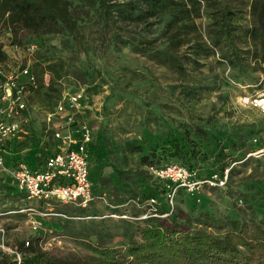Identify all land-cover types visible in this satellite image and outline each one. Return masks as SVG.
I'll return each instance as SVG.
<instances>
[{"label":"rangeland","instance_id":"rangeland-1","mask_svg":"<svg viewBox=\"0 0 264 264\" xmlns=\"http://www.w3.org/2000/svg\"><path fill=\"white\" fill-rule=\"evenodd\" d=\"M176 1L180 4L173 10L174 21L172 15L160 14L146 22L122 23L119 31L124 40H147V46L168 48L177 54L190 55L197 41L210 47L213 52L203 54L197 63L188 62L183 75L130 46L115 44L110 33L101 44L98 25L92 20L84 28L85 46L73 41L65 48L59 35L35 37L25 30L15 35L6 15L0 16V38L9 56L1 67L13 71L28 65L44 82L45 92L50 74L36 64L63 62L61 76L52 88L86 91L92 108L85 112V118L95 132L100 131L102 139L91 165L93 199L87 207L61 204L66 218L22 212L28 201L13 176L0 169V264H31L25 260L33 255L31 245L34 251L54 258L79 260L94 255L89 243L115 247L127 244L129 224H140L152 216L142 191L148 184L155 187L160 180L140 163V154L131 152L128 144L149 149L171 131L188 130L194 137L197 126L206 130L209 138L201 143L202 153L190 160L188 169L201 178L228 170V180L223 188L204 185L194 194L179 189L174 202L179 216L199 227L197 219L221 224L234 218L264 224V114L244 99L264 91V63L258 58L261 41L244 32L255 23L249 14V0ZM226 4L242 10L240 18L234 19L239 29L215 47L208 35L219 25L216 22L212 26L214 17L222 21ZM234 51H240L241 59L222 58L223 52L231 55ZM26 98L30 121L21 122L24 129L33 128V133L25 147L11 156L4 154L8 169L20 159L29 163L43 159L45 148L53 143L50 132H45V116L53 109L54 100L35 96L30 86ZM218 145L224 147L227 158L217 155ZM240 151H246V156L235 160ZM159 197L158 208H162L168 203L167 195L161 193ZM34 220L42 221L40 229L32 228ZM208 230L219 233L216 226Z\"/></svg>","mask_w":264,"mask_h":264},{"label":"trees","instance_id":"trees-1","mask_svg":"<svg viewBox=\"0 0 264 264\" xmlns=\"http://www.w3.org/2000/svg\"><path fill=\"white\" fill-rule=\"evenodd\" d=\"M179 4L176 0H0V16L6 15V21L15 35L19 30L28 31L35 37L59 35L65 48L73 41L85 46L84 28L87 21L92 20L98 25L100 32L98 40L101 44L110 33L115 44L130 46L138 53L183 75L187 72L188 62L197 63L203 54L207 56L213 52L210 47L197 41L191 46L190 55L177 54L168 48L147 46V40L146 42L124 40L119 31L122 29L120 25L122 23L129 25L146 22L160 14H170L174 21L176 15L173 10ZM247 4L250 6L249 14L255 23L251 28L244 29V32L246 36L261 41L258 58L264 63V0H249ZM227 5L222 9V21H218L219 17L214 15L212 26H216V22L219 25L217 24V28L208 35L209 41L215 47H219L222 41L231 39L232 34L239 29L234 19L240 18L242 10H233ZM222 56L231 61L241 59L240 51H234L231 55L223 52ZM8 58L0 38V67ZM36 65L50 74V84L45 88L46 91L42 92L44 82L31 70L36 76L37 85L30 87L33 88L35 96H50L54 100L52 104L54 108L64 92L52 88L55 80L61 76L63 62L39 61ZM208 138V132L197 126L194 128V137L188 130L183 133L171 131L149 149L136 143H129L128 146L131 152L140 154L139 161L146 167H160L170 163L169 161H176L191 168L190 160L199 157L202 153L201 143ZM101 140V133L98 130L90 145L91 165L99 154ZM224 150V147L218 145L217 155L222 159L229 156ZM246 154V151H240L239 155L233 158L242 160ZM114 168L118 171L117 166ZM90 178L93 184L92 169ZM166 192L165 183L158 180L155 187L146 185L142 191V198L160 200L161 193ZM23 196L25 197L24 194ZM60 205L57 203L56 208L63 211ZM165 213L169 214L161 216ZM158 214L142 219L137 225L128 223L130 226L126 229L128 242L122 247L89 243L94 252L93 256L87 259L65 260L51 257L46 252L34 251L31 245L29 248L33 250V255L25 260L31 264H264V224L228 218L221 224H216L212 219L205 221L197 219L201 226H193L189 218L179 216L176 205L172 210L168 203L158 208ZM213 226H216L219 233L215 234L208 230ZM136 234L139 238L135 236Z\"/></svg>","mask_w":264,"mask_h":264},{"label":"built area","instance_id":"built-area-1","mask_svg":"<svg viewBox=\"0 0 264 264\" xmlns=\"http://www.w3.org/2000/svg\"><path fill=\"white\" fill-rule=\"evenodd\" d=\"M35 84L36 76L28 65L13 71L0 67V147L29 131L30 127L24 129L21 121H30L26 94L28 87ZM244 99L247 103L252 102L264 114V91ZM91 107L90 96L84 89L62 93L54 108L45 116L47 131L52 133L54 140L59 141V146L45 158L42 166L31 167L21 160L8 169L0 155V169L13 176L16 187L29 201L22 212L41 217L66 218V213L57 210V203L87 207L92 201L90 145L94 141L95 128L85 118V112ZM147 169L165 183L172 210L179 189L194 194L204 185L223 188L228 180V170L224 174L213 173L201 178L178 162L160 167L148 166ZM147 203L152 216H158V200L149 198ZM41 227L42 221H32L34 230Z\"/></svg>","mask_w":264,"mask_h":264},{"label":"crops","instance_id":"crops-1","mask_svg":"<svg viewBox=\"0 0 264 264\" xmlns=\"http://www.w3.org/2000/svg\"><path fill=\"white\" fill-rule=\"evenodd\" d=\"M45 132H48L47 129L45 130ZM32 133H33V128H30L29 131L27 132V134L20 135L18 138H15L13 140H9L3 146L0 147V155L3 157L6 166H8V165H7V162L5 160L4 154L5 153H10L8 156H11L12 152H14V151H16L18 149H21L22 147H25V144H27V142H28V137L30 135H32ZM50 135L52 137V133H50ZM52 140H53V143L49 142V147H48L49 149L45 148L47 151L43 152V155H44L43 159L41 158V160L36 161V162L35 161H31V163L28 162L31 167H40V166H42L44 164L45 158L49 154H51L54 150L57 149V147L59 146V141L54 140L53 137H52ZM21 160H24V161L27 162V160H25V159H20L18 161H21ZM25 200L28 201L26 198H25ZM28 204H29V201H28ZM38 219H42V218H38Z\"/></svg>","mask_w":264,"mask_h":264}]
</instances>
